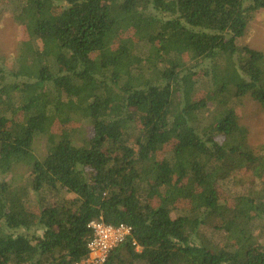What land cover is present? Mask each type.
I'll use <instances>...</instances> for the list:
<instances>
[{"label":"trees","instance_id":"obj_1","mask_svg":"<svg viewBox=\"0 0 264 264\" xmlns=\"http://www.w3.org/2000/svg\"><path fill=\"white\" fill-rule=\"evenodd\" d=\"M262 9L0 0L26 35L16 69L0 67V175L30 172L0 179V264L83 262L92 221L132 227L104 264H264V146L239 112L264 106V52L237 44ZM83 122L91 136L68 128ZM234 172L256 188L225 198Z\"/></svg>","mask_w":264,"mask_h":264},{"label":"rangeland","instance_id":"obj_2","mask_svg":"<svg viewBox=\"0 0 264 264\" xmlns=\"http://www.w3.org/2000/svg\"><path fill=\"white\" fill-rule=\"evenodd\" d=\"M25 39L26 35L20 24L14 19L12 13L6 10L0 19V67L8 76V72L13 71L17 67L19 52ZM237 44L240 47L249 46L252 49L264 52V9L256 14L250 22L245 35L237 40ZM0 108H2L1 104ZM239 112L241 124L248 130V142L259 152L264 146V106L248 99L239 107ZM61 128V125H55L54 132L59 134ZM68 128L75 132L83 128L87 133L86 135L91 136L92 129L88 123L70 124ZM47 145V138L44 135L37 137L33 148L34 154L38 159L42 160L46 156ZM12 173L6 177L8 180L12 179L17 185H25L28 182V178H30L27 166L17 167ZM4 177L5 175H0V179ZM253 180L255 178L251 174L232 173L222 186L224 197L230 198L239 193L246 194L249 190L256 188ZM53 195L47 194V197L51 200ZM33 200L35 203L38 199L34 198ZM261 242L264 244V239Z\"/></svg>","mask_w":264,"mask_h":264},{"label":"built area","instance_id":"obj_3","mask_svg":"<svg viewBox=\"0 0 264 264\" xmlns=\"http://www.w3.org/2000/svg\"><path fill=\"white\" fill-rule=\"evenodd\" d=\"M89 227L93 230L94 237L88 244V257L76 264H104L115 248L132 237V227L125 224L115 226L102 221H92ZM133 244L136 249H140L136 241H133Z\"/></svg>","mask_w":264,"mask_h":264}]
</instances>
